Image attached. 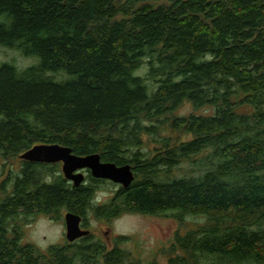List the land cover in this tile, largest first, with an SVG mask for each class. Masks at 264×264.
Masks as SVG:
<instances>
[{
	"label": "trees",
	"instance_id": "16d2710c",
	"mask_svg": "<svg viewBox=\"0 0 264 264\" xmlns=\"http://www.w3.org/2000/svg\"><path fill=\"white\" fill-rule=\"evenodd\" d=\"M0 45L40 59L0 66L2 157L59 143L136 176L100 202L110 180L89 170L79 186L60 162L2 170L0 264H142L124 235L46 253L23 240L32 217L66 211L87 226L90 213L203 217L177 232L169 264H264V0H0ZM186 101L212 110L178 114ZM167 128L191 138L146 150Z\"/></svg>",
	"mask_w": 264,
	"mask_h": 264
},
{
	"label": "rangeland",
	"instance_id": "374dc122",
	"mask_svg": "<svg viewBox=\"0 0 264 264\" xmlns=\"http://www.w3.org/2000/svg\"><path fill=\"white\" fill-rule=\"evenodd\" d=\"M39 57L24 56L19 50L0 45V66L4 62H15L19 68L35 65L39 62ZM146 68L141 69L144 73ZM211 107H201L195 109L193 105L186 101L178 110V114L195 111L199 113L210 112ZM163 135L187 140L191 138L190 134L179 133L170 129L164 130L155 137L145 135L144 147L151 150L159 143L153 141L154 138L160 139ZM21 167L20 157H10L5 159L0 154V172L4 170L1 177L6 176L7 168L18 171ZM62 170V163H60ZM88 170L86 171L87 174ZM88 175V174H87ZM99 201H109L119 184L113 181L100 184ZM65 213V212H64ZM204 223L205 219L199 216H188L181 222L169 215H151L141 213H123L110 221L99 219L90 213L88 216V226L95 238L101 239L109 247L116 244L118 236L124 235L128 239L119 242L118 245L127 249L131 253L133 261H139L142 264H169V256L172 253V246L177 232L184 234L189 229L196 227V222ZM23 240L33 243L42 252H47L52 245H67L69 241L66 237V224L64 214L62 219H53L45 214H38L32 217V220L23 226ZM134 263V262H133ZM75 264H83L82 261Z\"/></svg>",
	"mask_w": 264,
	"mask_h": 264
},
{
	"label": "water",
	"instance_id": "95a60500",
	"mask_svg": "<svg viewBox=\"0 0 264 264\" xmlns=\"http://www.w3.org/2000/svg\"><path fill=\"white\" fill-rule=\"evenodd\" d=\"M19 157L23 160L44 163H62V172L75 186L86 182L89 170L95 178L113 181L124 187H128L135 180V172L130 163L118 165L112 161H104L99 153L79 155L72 148L59 143H39L21 153ZM66 224V237L69 242L90 235L92 231L82 228L83 216L66 211L64 213Z\"/></svg>",
	"mask_w": 264,
	"mask_h": 264
},
{
	"label": "flooded vegetation",
	"instance_id": "af4514ba",
	"mask_svg": "<svg viewBox=\"0 0 264 264\" xmlns=\"http://www.w3.org/2000/svg\"><path fill=\"white\" fill-rule=\"evenodd\" d=\"M82 228H88V229H90V227L87 226L83 220H82ZM90 230H91V229H90Z\"/></svg>",
	"mask_w": 264,
	"mask_h": 264
}]
</instances>
